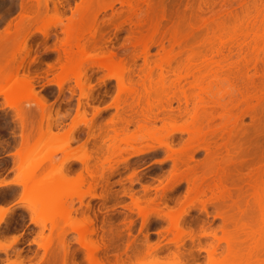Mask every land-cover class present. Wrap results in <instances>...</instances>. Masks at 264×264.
Here are the masks:
<instances>
[{
	"label": "rangeland",
	"instance_id": "obj_1",
	"mask_svg": "<svg viewBox=\"0 0 264 264\" xmlns=\"http://www.w3.org/2000/svg\"><path fill=\"white\" fill-rule=\"evenodd\" d=\"M35 1L43 15L29 28L31 55L38 53L36 64L27 74L34 85L33 91L15 87L22 74L20 71L17 76L0 83V92L12 94L8 101L0 94V172L13 175L14 184L20 187L0 191V200L12 202L17 207L5 223V230H11L14 236L10 240L0 238V246H7L0 250V264H45V242L59 241L51 224L68 230L67 226L72 223L73 214L61 216L57 208L44 210L42 186L49 189L52 199L62 198L63 210L79 206L75 196L78 191L90 189L96 194L109 192L116 196L106 202L105 211L106 218L113 221L120 233L115 243L120 260L115 262L111 257L109 264H137L153 259L167 263L174 260V255L179 264H247L256 257L249 258L253 252L258 254L259 260H264V230L260 231L262 235L258 231L260 236L255 235V239H246L247 243L241 237L244 234H240L241 230H236L233 225L225 227L222 219L232 215L235 220L242 216L244 222L251 225L260 222L249 186L253 175L264 170V52L260 54L256 68L248 69L244 76L242 56L234 48L230 53L225 50L224 56L234 67L223 72L228 84L218 96L228 114L221 118L220 108L207 105L199 120L205 133L194 145L183 131L192 127L196 103L197 90L191 87V75L165 70L160 79L159 72L155 71L150 80L145 78L147 72L143 67L144 57L150 64L157 62L169 47L174 48L171 55L183 61L185 55L183 52L177 54L181 49L175 48L176 43L174 47L170 46L172 38L186 36L189 39L188 35H192L196 41L190 39V45L202 42V38L211 33L207 20L211 22V18L214 21V17H220L221 22L230 24L229 13L235 14L237 10V15L241 14L239 2L244 0H132L133 7L119 0H31L29 4L34 6ZM54 1L58 3L56 8ZM258 1L256 4L251 1L254 2L251 4L259 6L264 0ZM21 4L23 0H0V40L6 38L0 43V70L3 71L0 77L14 72L23 59V53L15 52L17 41L13 38L15 26L20 25L23 18ZM203 22L208 24L200 28ZM154 23L159 26L152 33ZM66 28L72 30L74 38L85 47L81 53L72 44L73 51L69 54L74 53L75 64L89 65L81 76L77 70L73 77L65 80L59 91L54 83L62 78L60 66L67 63L66 52H71L65 43ZM36 30H44L46 36ZM149 39H152L149 54L143 57L141 48ZM183 40L187 39L184 37ZM111 54L114 56L109 70L99 71L91 66ZM77 81H80V87ZM120 83L123 87L138 89V101L124 95ZM143 88L160 91L163 96L160 98L162 106L150 100L153 125L146 124L147 131L137 128L147 108ZM245 94L259 99L252 98L246 104ZM38 97L46 104L43 110L37 104ZM209 97L203 95L205 102H209ZM9 102H17L20 109L27 112V123L31 128L25 133H31L29 141L28 138L23 143V131ZM96 109L99 114L92 119ZM74 117L83 120L71 129ZM119 119L131 123L126 126L121 123L118 138L110 141L113 134L110 120L117 122ZM226 121L234 124L230 134L211 133ZM165 122L168 123L164 125ZM124 139L128 145L124 144ZM94 146L98 151L94 152ZM137 150L142 153L136 155ZM24 154L27 158L23 160ZM67 154L83 158L81 161L88 162L85 163L87 167L95 166L106 180L96 185L80 184L77 177L84 171L82 162L70 159L61 165ZM209 161L216 166L215 170L222 166L226 175L234 180L237 187L231 191L232 200L239 202L244 213L230 207L228 201L215 200L209 192L197 195L195 190L192 191L198 183L195 180L202 176ZM130 194L139 202V209L133 205ZM83 201L93 207L99 204L87 195ZM7 213L8 210L0 209V225ZM167 213L172 216L183 214L178 231ZM226 231L237 237L236 243L232 238L235 250L231 248L237 254L229 251V256L224 240ZM81 237L68 231L66 241L69 250H78L77 261L85 264L83 249L77 243ZM20 239L21 243H18ZM92 239H96L95 236ZM130 242L143 244V250L128 258L125 252L126 244ZM14 245L16 247L12 249ZM156 246L160 249H154Z\"/></svg>",
	"mask_w": 264,
	"mask_h": 264
},
{
	"label": "bare ground",
	"instance_id": "obj_2",
	"mask_svg": "<svg viewBox=\"0 0 264 264\" xmlns=\"http://www.w3.org/2000/svg\"><path fill=\"white\" fill-rule=\"evenodd\" d=\"M30 1L31 0H23V4L20 5V9L23 10V18L21 19L19 23L20 25L15 26L14 36H13V38L16 39L17 41V47H16L15 52L23 53V59L20 62V64L16 67L14 72L8 73L4 77H0V83L8 81L13 75L17 76L18 72L20 71L22 72V74L18 80V83L17 84L15 83V87L20 88V89L27 88L33 91L34 85L31 84V77H29L27 74L30 72L29 69L32 66H34V64H36V58L38 57L37 56L38 53L35 52L33 53V55H31V52L33 49L31 45H29L28 40L32 33L29 31V28L32 24H36L37 22L41 20L43 12L41 11L38 2L35 1L36 4L33 6L29 4ZM119 1H121L120 3L122 2L126 3L130 7L133 5L131 4L132 0H119ZM251 1H255V4H256L257 0H250V1L244 0L242 2L241 1L239 2V7L241 6V8L239 9L238 7V10L242 12L241 13L242 15L239 12L241 16H238L239 14L237 15L236 9H235L236 10L235 14L234 12L232 13L230 9L229 10L231 11V13L228 12L229 11L228 9H227L228 11L227 10L225 11L226 14L227 12L229 13V17L232 22H230V19L229 21L228 20L227 21L230 22V24H225L226 21L225 22L222 21L223 22L222 23L220 20V17H218L219 19H215V17L213 18L214 21L218 20L217 22L212 21V18H211V22L210 20L209 21L207 20V22L209 23V27L211 28V29L209 28L211 33L209 34L207 38L204 39L203 37L202 42L197 41L199 42V44L197 42L196 43L194 42L195 44L192 42L193 45L195 46L190 45L191 42H188L190 41V39L191 41H193L194 38L192 37V35L191 36L188 35V37H190L189 39L186 38V36H184L185 39L187 40H183L184 38L183 36L182 38L181 36H179L181 39L179 38L175 39L173 37L170 46L172 45V47H174L175 46L174 44L176 43L175 48L178 47V49H181L178 51L177 54H180L183 52V54L185 55V59L183 61L176 60V57H173L174 55L173 56L171 55L172 54L171 52L174 50V48L169 47L170 49L169 50L166 49L167 53L164 55L163 58L161 57L162 59L160 58L157 62H152L153 64L152 63L150 64V61H147L146 59L147 57H144V56H146V54L147 55L149 54L148 51H149V48L151 47L150 44H152L151 43L152 39H149L148 40L149 42L147 41L146 43L142 45L143 46L141 48L142 54H143L142 56L144 57L143 67L145 66L144 69L146 68V72H147L146 77H145L146 79L151 80L152 74L155 71L159 72V77L160 79H162V77L164 76L163 72L165 70L166 71L168 70L184 71L185 75H188V74L191 75V79H192L190 82L191 87L192 89L197 90L196 103L194 107V113H192L193 115L191 117L192 127L186 128L183 130L188 134V136H190L189 139H191L192 141L191 145H194L203 139L205 132L203 128L199 125V120H200V115H201L200 113L205 112L206 110L205 107L207 105L211 107L215 106V107L220 108L221 109L220 117L221 118L226 117L225 116L227 113L226 107H224V105L221 103L218 95L224 88L223 86L226 83L228 84V81L225 78H223V75H222L223 72H229L230 70L233 69L234 65L231 62H229V60L224 56V53L226 52L225 50L228 49L227 52L230 53V51L234 48L237 51V53H239L240 56H242L243 62L245 64L244 70L242 72L244 76L247 75L248 69L256 68L257 62L259 60V56L260 54L264 52V1L259 0L258 2L263 1L261 5L259 3V6H256L255 4H251V3H254ZM53 3H54L55 8L58 7V3L56 1H54ZM249 3L250 5L248 6ZM203 23L202 25H200V28H202V26L204 27L205 24L206 25L208 24L206 22H203ZM158 26H159L158 23H154L151 25L152 33H155V31L158 30ZM67 29L68 28L64 30L65 31L64 34L67 36L65 43L67 44V46L69 47L68 49L71 50V52L67 50L69 51L68 53L66 52L67 54L66 62L67 63L65 65L60 66L62 78L59 79V81L54 83L59 91H62L63 89L62 87H63L65 80H68L70 77H73L76 74L77 70H78L77 72L78 75L81 76V74H84L83 70L87 69V66L89 65V64L87 65L78 64L77 66L75 64V59L73 58L75 57L74 53L73 55L69 54V53H72L73 51V49L71 48L73 47L72 44H75L74 45L75 48L77 47V50L79 49V52L81 53H84L85 47L78 39L74 38L75 37L74 33L73 32L71 33L72 30L70 31V29L69 30ZM205 30L206 28L204 29V31ZM209 30H206V31H209ZM93 31L94 29L92 30V32ZM36 33H39L43 35L44 37L46 36L44 30H36ZM176 34L178 37V33ZM176 34H173V35L175 36ZM71 35H73V38L76 40H74L71 37ZM174 39L175 41L173 43ZM69 40L72 42H70ZM5 41H6V38H3L2 41L0 40V43H4ZM194 41H196V39H194ZM113 56L114 54H111L110 56H108L106 60L104 61L102 60L101 62L97 64H92V65L90 64V65L94 66V68L98 70L99 69L109 70L110 66L112 65L111 63H112ZM1 71L2 70H0V72ZM150 80L148 81L150 82ZM204 82L207 83V86H203ZM79 83L80 81L78 82V86H79ZM119 86H120V89H122V92L124 95L130 96L134 100L136 99L138 101L139 99L138 89H135L132 87H129V88L123 87V83H120ZM150 89L143 88L144 96H145L144 100L146 102L147 108L145 109L146 112L142 114V117H143L142 122L137 123L138 124L137 128L143 129L145 131H147L146 124L153 123L151 116H150V114H152L151 113L152 104L150 103V100L153 99L155 102L159 104L163 102L161 100L162 99L161 97H163L162 92L151 91ZM0 94L3 95L7 101L10 100V98H12L11 93L0 92ZM205 94L207 96H210L208 103L205 102L203 98V95ZM252 98L255 100L259 99L257 96L251 97V96H248V94H245V96H243L244 102L246 104L249 103ZM37 102H38L37 104L40 110H43L46 106L44 99L42 97H38ZM9 103H10L9 107L15 110L14 116L18 120L20 128L23 131L22 133L23 135H21V137L23 138V143L24 141H27L28 138H29L28 139L29 141L31 138L30 136L31 133L29 132L25 133L30 127V124L27 123V117H28L27 112H23V110L20 109L17 102H9ZM160 106L162 105L160 104ZM98 114H99V110L96 109L92 115V119H95ZM81 120H83V118L76 119V117H74L71 120V126H70L71 129L73 127L75 128L76 124L78 122H81ZM110 123H111L110 128H112L111 131L113 132L111 136L112 139H110V141H114L119 136V129L121 128L120 127L121 123H123L126 126L128 124L130 125L131 121L119 119L117 120V122L116 121L113 122V120H110ZM167 123L168 122H165L164 125H166ZM228 124H230L229 121L224 122L223 125L221 124V126L217 127L219 129L215 128L214 130H211V133L214 134L217 131H219V132H223V133L225 132L227 134H230V132H232L234 129V124L232 123V125L230 124V126ZM69 132H72V131L70 130ZM152 132L153 133L155 132L154 128ZM127 143L129 144V142L126 139H124V144L128 145ZM96 147L100 148L99 145H96ZM96 147L94 146V152L98 151L95 149ZM61 150L63 149H59V151ZM141 153H142L141 150H137L135 152L136 155H139ZM26 158L27 156L24 154L23 158L21 159L24 160ZM70 159L82 162L81 164L83 165L82 168L84 167L83 168L84 171L81 172L83 174L80 173L77 177V181L80 184L88 182V184L90 185L91 184L96 185V184H99V182H103L104 180H106L104 179L105 177L103 173L100 172L101 170L99 171L100 174H98L97 172L98 169L95 166L93 167V166L88 165L87 167L88 162L81 161V159L83 158L74 157V156H71L70 154H67L65 155L63 161L61 162V165L67 163ZM99 166H101L102 168L101 162ZM215 167L216 166L213 164V162H210V161L205 165V170L202 176L195 180L196 182L198 180L199 184L198 183L195 184L196 187L192 188V191L195 190V193L197 195H204V194L206 195V193L209 192L211 193L213 197L215 196L214 197L215 200H218L223 203L228 201L231 203L230 207H235L239 212H241V214L244 213L243 212L244 210L241 209L242 207L240 206L239 202L238 201L234 202V200H232L231 191L237 187L235 185L234 180H232L230 177H228V175H226L224 168L222 166L217 168V170H215ZM259 171L257 172V174H255V176L253 175V177L251 178L252 180L251 185L249 186L252 192L250 196L252 200L254 201L256 208L258 209V213H259L258 215L260 217L258 221L260 222H258L257 224L259 225L257 224L251 225V224L245 223L242 216L239 217L237 220H235L232 215H227V216L222 217L225 227L227 225H233L234 228L237 227L235 228L236 230H241L240 234L244 233L241 236L245 239L244 242H247V240L255 239L254 236L255 235L256 237L257 235L260 236L259 233L261 234L260 232L261 229L264 230V170L263 171L259 170ZM1 185H6V183L0 182V186ZM40 193H42L41 205L43 206L45 211H50L53 208H57L59 209L58 213L61 216H70L72 214L74 215V219L72 223L67 226L68 230H66L65 228H59V226H56L54 223L51 224V229L53 228L56 230L57 238L59 241H57V243H51L49 241L45 242L46 245L44 246V249L47 251L46 252L47 259L45 261V264H53L56 262H59V264H81L83 263L82 261L79 262L76 259V254L78 251L77 249L69 250V243L66 241V235L68 231L75 232L79 236H82L81 238L77 240V243L83 249V260L85 264H109L111 261L110 259L111 257L113 258L115 262L120 260V255L118 253V245L115 244L118 238L120 237V233L117 230L116 226L114 225L113 221L108 220L106 218L107 212L105 211L106 202L111 199H114L116 197L115 195L109 194V192H101L99 194H96L95 192H92L90 189H88L87 191H78L75 196L77 197L79 206L77 208H73L72 206H70L69 210L67 209L63 210L61 206L62 198L60 196H57L56 198L52 199L50 191L46 186L44 187L42 186L40 188ZM86 195L89 196V198L91 199L99 201L98 206L93 207L88 202L85 203L83 199ZM129 197L132 200L133 205L139 209L140 208L139 202L133 199V196L131 194L129 195ZM167 216L172 219L173 221L172 226H174L175 230L178 231L180 229L179 220L183 216V214L172 216L171 214L167 213ZM1 222H2V218L0 219V223ZM260 223L262 224L260 225ZM255 226L257 227L256 228L257 231L255 229ZM258 231L259 233H257ZM228 232L226 231L224 233V240L228 248L227 251L228 253L229 251H231L230 253H235L236 251H233L232 249L235 250L236 247L234 246L236 245L233 244L232 241L234 239L235 242L234 241L233 242L236 243L235 238L237 239V237L236 236L233 237L234 235L233 232H230V233H233L232 236ZM93 236H95L96 239H92ZM145 238L147 239L146 236ZM253 241L255 242V240ZM255 246H257L256 243H255ZM6 248L7 246L6 247L0 246V250H5ZM154 249L159 250L160 248L159 246H156ZM142 250H143V244L140 246L139 243L130 242L126 244L125 253L127 257L129 258V257L139 254ZM100 252H101V256H99ZM230 253H229V256H230ZM254 253L255 252L251 253V256L249 253L248 257L250 256L249 258H253L256 256L255 257L256 259L253 258L254 260L251 259L250 261L247 262V260H249V258H247L245 262H247V264L248 263L264 264V260L262 259L259 260V257H257L258 254H254ZM252 255L254 256L252 257ZM173 258L174 260L172 262H167V263L166 261L164 262V261H160L157 259H153V260H149L146 262H139L137 264H179V261L175 255L173 256Z\"/></svg>",
	"mask_w": 264,
	"mask_h": 264
},
{
	"label": "crops",
	"instance_id": "obj_3",
	"mask_svg": "<svg viewBox=\"0 0 264 264\" xmlns=\"http://www.w3.org/2000/svg\"><path fill=\"white\" fill-rule=\"evenodd\" d=\"M13 160V158H12ZM0 182L6 183V185H1L0 186V191H5L7 189H13V188H19L16 184H14V176L11 174H8L7 172H0ZM16 206L13 205L12 202H8L6 200H0V209L8 210V213L6 214V217L4 219V222L0 225V238L1 239H6L10 240L14 234L12 233L11 230H5V223L8 219V217L11 215V212L16 210ZM21 240H19L18 243H21ZM18 243L16 245H18ZM16 245L12 247L15 248Z\"/></svg>",
	"mask_w": 264,
	"mask_h": 264
}]
</instances>
